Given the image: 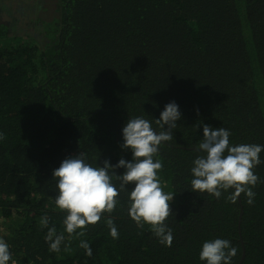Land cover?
<instances>
[{
  "label": "trees",
  "instance_id": "16d2710c",
  "mask_svg": "<svg viewBox=\"0 0 264 264\" xmlns=\"http://www.w3.org/2000/svg\"><path fill=\"white\" fill-rule=\"evenodd\" d=\"M50 3L56 12L43 19ZM169 101L182 118L154 160L163 191L174 193L171 246L131 219V184L99 222L66 233L52 170L79 151L93 167L131 159L119 147L123 124L140 116L160 131L154 118ZM205 124L230 130L233 145H264V0H0V238L9 264H204L201 245L215 238L237 249L232 264L243 252L241 264H264V163L251 204L245 193L233 200L234 189L218 199L191 191ZM52 227L64 235L58 252L45 241Z\"/></svg>",
  "mask_w": 264,
  "mask_h": 264
},
{
  "label": "clouds",
  "instance_id": "9594fccd",
  "mask_svg": "<svg viewBox=\"0 0 264 264\" xmlns=\"http://www.w3.org/2000/svg\"><path fill=\"white\" fill-rule=\"evenodd\" d=\"M182 118L179 105L175 101H169L164 105L158 118H154L160 131L153 127V121L137 116L129 118L121 128V150L131 153V159L121 157L115 164L104 160L102 166L93 167L87 161L86 153L77 152L62 159L59 166L52 170V176L56 178L58 193L55 204L67 215L63 220L64 231L69 235L77 229H83L88 224H96L100 221L104 212H112L118 201L120 191L127 190L129 184L132 190L129 192V215L133 221L141 226L148 224L160 242L170 247L173 235L165 221L171 213L170 201L174 193H166L161 187L158 173L163 164L154 157L159 153L162 143L174 139L173 130L177 122ZM231 132L227 128H214L210 125L202 126V139L197 146V151L203 155L193 160L190 169L191 191L208 193L217 199L223 191L234 189V200L240 193H245L248 202L253 203L255 193L252 191L260 178L254 169L264 163L260 153L264 152L261 144L230 143ZM4 139V133L0 132V141ZM116 169H123L117 174ZM116 174L120 180V186L112 182ZM42 224L47 226L45 217ZM110 235L118 238V230L114 223L108 221ZM45 241L52 252L60 251L64 241L63 234H57L55 227L49 228ZM82 247L91 255V248L86 242ZM237 249L231 241L223 238H215L203 242L199 252V259L204 264H232V258L236 256ZM12 259L9 244L0 238V264H9Z\"/></svg>",
  "mask_w": 264,
  "mask_h": 264
},
{
  "label": "rangeland",
  "instance_id": "374dc122",
  "mask_svg": "<svg viewBox=\"0 0 264 264\" xmlns=\"http://www.w3.org/2000/svg\"><path fill=\"white\" fill-rule=\"evenodd\" d=\"M49 9H52L49 13L48 12H45V11L42 12V18L43 19H47L48 20V18H51L55 14L56 9L54 8V5L53 4L50 3ZM5 19L6 20L7 19L8 20L10 19V16L7 13H5Z\"/></svg>",
  "mask_w": 264,
  "mask_h": 264
},
{
  "label": "water",
  "instance_id": "95a60500",
  "mask_svg": "<svg viewBox=\"0 0 264 264\" xmlns=\"http://www.w3.org/2000/svg\"><path fill=\"white\" fill-rule=\"evenodd\" d=\"M241 216H242V211H241V214H240V219H241ZM243 255H244V252H243V254H242V258H243ZM242 258L240 259L239 264L242 263Z\"/></svg>",
  "mask_w": 264,
  "mask_h": 264
}]
</instances>
